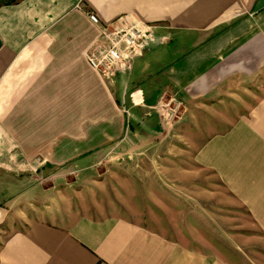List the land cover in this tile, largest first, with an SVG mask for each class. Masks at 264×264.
I'll list each match as a JSON object with an SVG mask.
<instances>
[{
    "label": "crops",
    "instance_id": "crops-1",
    "mask_svg": "<svg viewBox=\"0 0 264 264\" xmlns=\"http://www.w3.org/2000/svg\"><path fill=\"white\" fill-rule=\"evenodd\" d=\"M10 2L0 0V178H58L61 166L93 161L96 146L135 141L127 114L141 123L164 100L213 108L247 95L256 100L197 160L264 234V0ZM88 12L102 23L128 16L154 27L141 56L111 81L86 58L100 34ZM20 162L26 170L16 173ZM51 192L44 189V199ZM55 199L24 228H15L11 204L0 203V264L249 262L245 251L204 252L176 234ZM258 259L264 264V255Z\"/></svg>",
    "mask_w": 264,
    "mask_h": 264
},
{
    "label": "rangeland",
    "instance_id": "rangeland-1",
    "mask_svg": "<svg viewBox=\"0 0 264 264\" xmlns=\"http://www.w3.org/2000/svg\"><path fill=\"white\" fill-rule=\"evenodd\" d=\"M254 100L246 95L210 108L167 99L135 125L137 116L129 112L128 135L135 141L96 146L93 161L61 166L58 178H0V203L11 204L15 228L37 220L57 198L97 217L121 216L176 234L204 252L215 248L244 256L245 251L248 264H258L264 234L218 175L197 160L203 146L225 134ZM17 164L16 173L23 165L26 170V163ZM51 187L55 192L44 199V189Z\"/></svg>",
    "mask_w": 264,
    "mask_h": 264
},
{
    "label": "built area",
    "instance_id": "built-area-1",
    "mask_svg": "<svg viewBox=\"0 0 264 264\" xmlns=\"http://www.w3.org/2000/svg\"><path fill=\"white\" fill-rule=\"evenodd\" d=\"M88 16L100 34L86 52V58L104 80L111 81L120 66L128 69L141 56V42L154 27L128 16L108 24L93 13L88 12Z\"/></svg>",
    "mask_w": 264,
    "mask_h": 264
},
{
    "label": "water",
    "instance_id": "water-1",
    "mask_svg": "<svg viewBox=\"0 0 264 264\" xmlns=\"http://www.w3.org/2000/svg\"><path fill=\"white\" fill-rule=\"evenodd\" d=\"M2 47V40H1V37H0V48Z\"/></svg>",
    "mask_w": 264,
    "mask_h": 264
},
{
    "label": "trees",
    "instance_id": "trees-1",
    "mask_svg": "<svg viewBox=\"0 0 264 264\" xmlns=\"http://www.w3.org/2000/svg\"><path fill=\"white\" fill-rule=\"evenodd\" d=\"M17 0H11V2L10 3H15Z\"/></svg>",
    "mask_w": 264,
    "mask_h": 264
}]
</instances>
